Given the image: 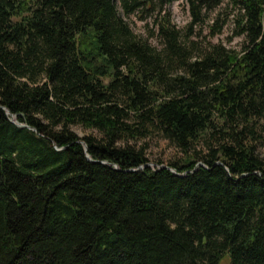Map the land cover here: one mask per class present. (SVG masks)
Returning a JSON list of instances; mask_svg holds the SVG:
<instances>
[{"label":"trees","instance_id":"1","mask_svg":"<svg viewBox=\"0 0 264 264\" xmlns=\"http://www.w3.org/2000/svg\"><path fill=\"white\" fill-rule=\"evenodd\" d=\"M173 1L0 0V264H264V0ZM222 4L238 50L189 39Z\"/></svg>","mask_w":264,"mask_h":264},{"label":"rangeland","instance_id":"2","mask_svg":"<svg viewBox=\"0 0 264 264\" xmlns=\"http://www.w3.org/2000/svg\"><path fill=\"white\" fill-rule=\"evenodd\" d=\"M118 13L121 15L120 10L117 8ZM167 13L169 21L182 33H187L186 26L189 21L188 13L184 0H174L169 5L163 7V13ZM158 11L152 2L146 4V10L144 12H137L135 15H130L127 18L123 17L124 21L128 24L130 30L138 38L145 40L150 46L158 49L160 47L157 38L150 35L151 31L155 29V21L158 20ZM227 16V20L223 25L220 34L209 38L207 35V26L211 24V20L215 17L224 18ZM231 10L224 8V4L220 5L213 12L208 14L206 21L199 27L193 28V34L190 36V40L203 46L206 41L211 43H220L222 46L238 50L240 44V38L234 36L232 23H231ZM71 131L77 137H83L90 132L79 127H71ZM145 157L148 161V166L151 169L156 167H163L174 157H178V152L165 140L161 139L157 135L148 137L145 141ZM255 152L259 158L264 162V138L260 140L255 148ZM219 264H228L227 261H222Z\"/></svg>","mask_w":264,"mask_h":264},{"label":"water","instance_id":"3","mask_svg":"<svg viewBox=\"0 0 264 264\" xmlns=\"http://www.w3.org/2000/svg\"><path fill=\"white\" fill-rule=\"evenodd\" d=\"M11 123H13L14 125H16V126H19V127H23V125H21V124H17L16 122H14V121H12V120H9ZM83 146V148H84V145H82ZM197 165H200V164H197Z\"/></svg>","mask_w":264,"mask_h":264},{"label":"bare ground","instance_id":"4","mask_svg":"<svg viewBox=\"0 0 264 264\" xmlns=\"http://www.w3.org/2000/svg\"><path fill=\"white\" fill-rule=\"evenodd\" d=\"M12 120V119H11Z\"/></svg>","mask_w":264,"mask_h":264}]
</instances>
